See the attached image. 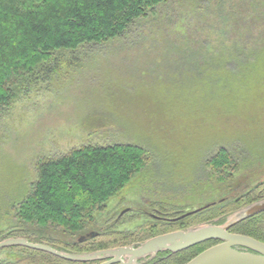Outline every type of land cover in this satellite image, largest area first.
I'll list each match as a JSON object with an SVG mask.
<instances>
[{
	"label": "trees",
	"instance_id": "1",
	"mask_svg": "<svg viewBox=\"0 0 264 264\" xmlns=\"http://www.w3.org/2000/svg\"><path fill=\"white\" fill-rule=\"evenodd\" d=\"M230 1L0 0V120L22 94L63 77L61 68L72 59L110 62L113 54L125 55L143 74L154 76L152 101L161 107V115L193 108L196 117L219 121L239 116L262 119L264 12L257 15L253 0L237 3V10ZM108 116L97 112L83 127L92 135L119 129L115 115ZM154 158L141 145L120 142L90 144L45 158L36 166V181L16 200L13 211L21 223L32 227L81 234ZM205 164L222 186L240 168L234 152L226 147ZM261 199L264 183L242 195L214 200V207L174 226L187 228L215 220L222 224L226 215ZM263 226L264 213L230 232L263 243ZM22 232L8 233L0 242L47 239L37 231ZM151 235L144 232L143 237ZM217 243L205 242L182 252V264ZM4 251L17 257L12 258L14 263L0 264H48L53 258L25 248Z\"/></svg>",
	"mask_w": 264,
	"mask_h": 264
},
{
	"label": "rangeland",
	"instance_id": "2",
	"mask_svg": "<svg viewBox=\"0 0 264 264\" xmlns=\"http://www.w3.org/2000/svg\"><path fill=\"white\" fill-rule=\"evenodd\" d=\"M241 2L229 3L237 10L236 4ZM252 5L257 15L264 12V0H253ZM139 60H143L142 55ZM141 69L144 71L143 62ZM61 71L64 75L57 81L22 94L0 120V240L8 233L22 231H37L55 242L64 239L66 232L61 228L42 230L21 223L13 206L36 181L39 161L90 144L131 143L155 155L148 169L118 192L98 219L126 203L142 210L160 203L166 211H184L263 185L264 117L219 121L196 117L193 108L161 115V107L152 101L154 76L143 74L125 55L113 54L110 62L72 59ZM97 112L108 114L109 119L115 115L119 129L90 134L84 123ZM223 147L234 152L240 166L225 186L205 164ZM146 219L140 215L127 218L128 236L135 234L137 227L144 228ZM5 252H0V260L5 259Z\"/></svg>",
	"mask_w": 264,
	"mask_h": 264
},
{
	"label": "water",
	"instance_id": "3",
	"mask_svg": "<svg viewBox=\"0 0 264 264\" xmlns=\"http://www.w3.org/2000/svg\"><path fill=\"white\" fill-rule=\"evenodd\" d=\"M204 208L202 207V209ZM202 209L190 211L182 218L191 217V215L199 213ZM262 213H264V199L226 215L222 224L217 223V220L213 223H203L189 229L156 236V238L147 240L137 245V247L119 248L101 254L115 257L118 262H121L122 257L127 256L130 258L128 264H131L137 258L155 256L158 252L170 251L177 254L205 242L218 241L215 246L194 257L187 264H264V243L252 237L230 232L238 224ZM93 234H90L88 239ZM9 248H25L69 261H87L100 255L78 257L65 254L47 244L33 243L25 238H10L0 242V251Z\"/></svg>",
	"mask_w": 264,
	"mask_h": 264
},
{
	"label": "flooded vegetation",
	"instance_id": "4",
	"mask_svg": "<svg viewBox=\"0 0 264 264\" xmlns=\"http://www.w3.org/2000/svg\"><path fill=\"white\" fill-rule=\"evenodd\" d=\"M216 204L217 203L214 202V204L204 206V209L214 207V205ZM202 207L193 208L190 210L186 209L184 211H174L171 210V208H167L170 211H166L164 210L165 207L159 209L156 206L155 208H150L149 210H142L140 208H136L133 205H127L126 203V206L120 209H115L111 213L106 214L104 219H98L96 216L94 224L92 226L94 230L91 232L79 235H70L65 233L64 239L60 240L59 242H55L51 238L42 240L43 244H47L49 246L51 245V247L53 246V248L65 254L75 255L78 257L100 254L99 256L87 261H69L47 254L53 257L49 258L51 259V261L48 264H128L130 258H128L127 256L122 257L121 262H118L116 261L115 257H110L106 254L101 253L119 248H129L133 246L137 247V245L142 244L147 240L156 238V236L166 235L168 233L177 232L179 230H185L191 228L192 226H196L197 224H194L187 228L180 227L179 229H177L174 224H178L179 221L190 218L182 217L189 214L190 211L202 209ZM202 211H200L199 213H201ZM134 215H140L142 217L146 216V221L148 223L144 228H140L142 226L137 227L139 230H137L134 235L132 233L130 236H128L127 218L131 219L134 217ZM144 232L152 233L153 235L145 238L143 237ZM90 234H93V236L88 239ZM182 252L177 254H174L170 251L158 252L155 256H145V258H137L131 264H182ZM5 253V259L0 260V262L14 263V260L12 258L17 257L15 256V253Z\"/></svg>",
	"mask_w": 264,
	"mask_h": 264
}]
</instances>
